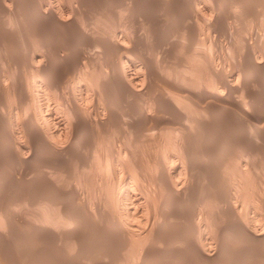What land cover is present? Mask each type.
Masks as SVG:
<instances>
[{
    "label": "bare ground",
    "instance_id": "1",
    "mask_svg": "<svg viewBox=\"0 0 264 264\" xmlns=\"http://www.w3.org/2000/svg\"><path fill=\"white\" fill-rule=\"evenodd\" d=\"M260 140L264 0H0V264H264Z\"/></svg>",
    "mask_w": 264,
    "mask_h": 264
},
{
    "label": "rangeland",
    "instance_id": "2",
    "mask_svg": "<svg viewBox=\"0 0 264 264\" xmlns=\"http://www.w3.org/2000/svg\"><path fill=\"white\" fill-rule=\"evenodd\" d=\"M261 141V143H259V144H261L260 146H263L264 145V140H260ZM110 145H112V144H110ZM261 153H258L257 155L255 154V156L256 157H258V159L260 160V159H264V158H262V154L260 155ZM264 157V156H263ZM262 168V167H261ZM261 168H259V169H261ZM257 170H258V168H257ZM262 172V169L261 170H258L257 171V173H260L261 174V176H262V174L264 173V170H263V173H261ZM237 179V180H236ZM239 180V178H235V180L233 179V181L235 182V181H238Z\"/></svg>",
    "mask_w": 264,
    "mask_h": 264
}]
</instances>
